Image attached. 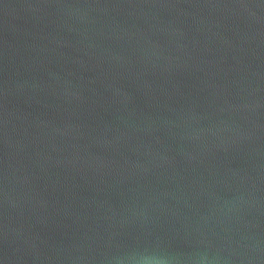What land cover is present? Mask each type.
<instances>
[{
    "label": "water",
    "instance_id": "1",
    "mask_svg": "<svg viewBox=\"0 0 264 264\" xmlns=\"http://www.w3.org/2000/svg\"><path fill=\"white\" fill-rule=\"evenodd\" d=\"M0 264H264V0H0Z\"/></svg>",
    "mask_w": 264,
    "mask_h": 264
}]
</instances>
